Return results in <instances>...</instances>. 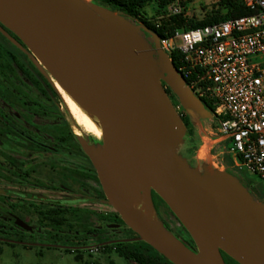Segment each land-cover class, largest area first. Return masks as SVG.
<instances>
[{"label": "water", "instance_id": "1", "mask_svg": "<svg viewBox=\"0 0 264 264\" xmlns=\"http://www.w3.org/2000/svg\"><path fill=\"white\" fill-rule=\"evenodd\" d=\"M0 24L53 84L102 122L103 148L84 141L82 147L108 203L140 241L172 264H226L224 255L238 264H264V205L229 173L197 170L177 152L187 128L165 85L192 124L213 116L158 37L146 28L156 37L155 49L148 48L117 13L84 0H0ZM147 185L145 215L130 200ZM153 191L196 252L154 220Z\"/></svg>", "mask_w": 264, "mask_h": 264}, {"label": "rangeland", "instance_id": "2", "mask_svg": "<svg viewBox=\"0 0 264 264\" xmlns=\"http://www.w3.org/2000/svg\"><path fill=\"white\" fill-rule=\"evenodd\" d=\"M84 1L91 3L89 0ZM220 2L221 0H180L179 7L182 10L181 14L184 18H187L188 20L202 21L213 11H217L221 8ZM170 6L171 5H169L165 10H161L158 8L156 3H151L146 6L144 11L150 21L159 23L162 20L169 18L167 15L169 14ZM117 16H120L124 20L126 27L130 29L136 36H138L148 48L150 47L153 50L155 49L156 37L150 34L140 21L131 20L120 14H117ZM9 39L10 41L6 42V49H8L11 54L17 58L18 63L24 66L26 70H37L40 72L44 80L53 84L52 78L48 72L39 67L31 52L24 45L18 43L10 36ZM154 57H156L155 54ZM11 63L12 61L9 56H4L2 58V65H5V67L10 66ZM5 71L8 72V69L5 68ZM12 80L14 82L16 81V84L19 86L18 89L17 87L14 89L15 95H18L17 97L12 96L14 99L7 100L8 103L4 102L5 100L0 101V107L4 106L5 113L10 114L17 120H20L21 123L22 121L24 122V127L21 125V131L24 128H28L27 130L31 132V138L33 139L34 131L42 130V133L46 137H51V139L55 141L60 138L64 130L67 129L76 139L80 138L84 142L90 139V143L91 145H94V148L98 150L103 148L102 139L98 140L93 136L81 131L79 134H75L73 130L75 124L71 120L68 109L60 95L58 98L54 97V100L51 104L45 103L42 101V99L45 98L42 91L38 90V88H35L30 83H27L26 81L24 82L25 79L20 76L18 77L15 72ZM17 80L20 82L17 83ZM165 89L177 114L181 117V119L183 120L184 116L188 117L185 110L174 98V93L171 91V89L167 85H165ZM189 110L195 112V110L192 108ZM216 122L218 123L217 120ZM185 127L187 128V132L182 143L178 146V154H183L186 150L191 148L192 150L196 151L200 145V138L198 134L194 131L190 132L186 125ZM31 144H33L32 141H27L20 137H15V139L12 137H7L6 135L3 137L2 127L0 126V149H3L10 154L12 153L20 161V163L23 164L24 161L31 158L30 155L33 156L32 152L28 151L35 147ZM44 149H39L37 151V155H35V159L38 162V176L54 179V171L49 170L46 166H44L45 164L40 163L44 161V157H40L39 153L44 151ZM68 149L72 151L70 148ZM69 150L66 151V154H70ZM185 159L188 161L187 158ZM66 161L69 162L71 160L68 158ZM68 172L69 177H67V186L70 190L77 187L79 193H81L82 196L97 195L99 187L94 181L90 180L89 177L85 176L83 179L76 178L74 174H71V169L69 168ZM227 173L239 181L245 189H249L254 192L257 196V201L264 205L263 180L249 175L245 170L236 168L230 170V172ZM61 177L62 178L59 179V182L63 181L64 174H62ZM253 198L256 199L254 196ZM104 208L107 207H104L102 204L100 207L98 204L74 206V210L68 214V224H65L64 228L58 227L51 229L53 232L52 235L54 238L56 237L55 240L58 241H61L58 239L59 237H64V241L67 240V242H71L69 244H73V242L76 243L85 238L91 240L92 238L98 237L101 238V242L104 240L108 241L114 239L116 241L130 240L132 243L137 242L138 240L129 231L125 224H121L119 220L114 222L109 220L102 213H97V209L103 212V210H105ZM161 213L164 220L170 224L169 226L171 231L173 232L175 229V232H179V235L187 239V236L182 230L179 222L163 204L161 205ZM153 218L154 220L160 222L155 205ZM36 220H38V217H36ZM37 225L38 224L36 222V226ZM42 237L43 236H35L31 241L29 239H25L31 244L28 246V248H23L22 246L13 243L14 240L18 238L15 234L10 233L9 230L0 232V264H135L133 261L120 257L115 252L108 250L90 253L89 249L73 248L74 250L71 249L72 251L69 252L67 251L70 250V246H68L69 244H67L64 249L59 248L57 250H50L47 248H42V246H49L50 244L49 240H46L44 237ZM95 241L97 242V239ZM91 244L97 243L93 242ZM78 256H81L82 260H78ZM225 262L226 264H235L231 260H226Z\"/></svg>", "mask_w": 264, "mask_h": 264}, {"label": "flooded vegetation", "instance_id": "3", "mask_svg": "<svg viewBox=\"0 0 264 264\" xmlns=\"http://www.w3.org/2000/svg\"><path fill=\"white\" fill-rule=\"evenodd\" d=\"M4 32L23 45L16 35L0 24V101L5 100L4 102H7L9 99L12 100L13 97H17L18 94L15 95L14 89L16 87L18 89L19 86L16 81L12 80L15 72L18 77L25 79L24 82L26 81L42 91L45 97L42 101L51 104L54 97H59L58 91L51 83L42 78L40 72L35 69L26 70L24 66L18 63L17 58L6 49V42L10 39ZM4 56H9L11 59L10 66L5 67V65H2ZM5 68L8 69V72L5 71ZM18 82L20 81L17 80ZM21 125L24 127L23 121L21 123L20 120L5 113L4 106L0 107V126L2 127L3 137L5 135L14 139L20 137L32 141L33 144L31 145L35 146L33 149L28 150L32 152L33 156L30 155L31 158L24 161L23 164L12 153L0 149V232L9 230L10 233L15 234L18 238L13 243L23 248H28L31 244L25 239L31 241L35 236H43L46 240H49L50 244L49 246H42V248L57 250L59 248L64 249L71 242L64 241V237L58 238L61 241L55 240L56 237L54 238L52 235L51 229L64 228V225L68 224L69 221L68 214L74 210V206L98 204L100 207L102 204L107 208H104L103 212L97 209V213H102L109 220L116 222L118 220L117 212L108 203L97 171L82 147L83 141L80 138L76 139L67 129L55 141L51 137H46L42 130H35L32 139L31 132L27 130L28 128L20 130ZM90 142V139L86 141L88 145L93 147L94 145H91ZM41 148L46 149L39 153L40 157H44V161L40 163L45 164L44 166L49 170L54 171V179L38 176V162L35 155ZM67 150L70 151V154H66ZM68 158L71 161L67 162ZM68 168L71 169V174H74L76 178L83 179L87 176L94 181L99 187L97 195L82 196L77 187L70 190L67 186ZM62 174H64V179L59 182ZM248 191L257 200L256 194L249 189ZM156 195L153 191L152 199L155 207L161 211L162 204ZM36 217H38V220H36ZM100 239V237L91 240L85 238L76 243L73 242V244L68 245L70 250L67 251L90 249L93 246L104 247L106 243L112 245L116 242L115 239L104 240L103 242ZM93 242L97 244H91Z\"/></svg>", "mask_w": 264, "mask_h": 264}, {"label": "built area", "instance_id": "4", "mask_svg": "<svg viewBox=\"0 0 264 264\" xmlns=\"http://www.w3.org/2000/svg\"><path fill=\"white\" fill-rule=\"evenodd\" d=\"M179 1L168 17L181 15ZM241 3L249 15L177 30L160 45L169 58L174 51L181 54L177 71L213 107L218 138L229 139L234 167L264 181V0ZM99 251L104 247L89 249Z\"/></svg>", "mask_w": 264, "mask_h": 264}, {"label": "trees", "instance_id": "5", "mask_svg": "<svg viewBox=\"0 0 264 264\" xmlns=\"http://www.w3.org/2000/svg\"><path fill=\"white\" fill-rule=\"evenodd\" d=\"M174 1L175 0H100L95 3L111 10L114 13L123 15L131 20L140 21L153 35L158 37L160 40L172 38L174 33L180 29H195L205 27L219 23L221 21H226L231 18H239L249 15V12L245 9L243 4L241 3V0H221V8L217 11H213L202 21L188 20L187 18H184L182 14L171 16L159 23L152 22L148 19L144 11L147 5L156 3L159 9L165 10ZM170 58L173 65L176 67V69H178L182 61L181 54L178 51H174L173 53H171ZM173 96L177 100L176 96ZM202 103L211 113L213 112L214 109L211 104L204 100H202ZM183 120L185 125L188 127V130L192 132L190 119L187 116H184ZM182 155L184 158H187L191 166L194 167L195 151L191 148L186 150ZM156 196L158 197L161 204H163L170 211V209L162 201V199L158 195ZM156 212L160 221L168 231H170L173 235L180 239L188 248L195 252L197 251L195 243L193 242L191 236L171 211V214L179 222L182 230L185 232L187 239L179 235V232H175V229L173 230V233L170 229V224H168L164 220L161 211L156 208ZM117 218L122 224H124L118 214ZM129 231L136 237V239L138 240L137 242L132 243L130 240H117L116 242L112 243V245H109L107 243L104 244V251L108 250L115 252L120 257L133 261L135 264H172L164 256L155 251L151 246L140 241L138 235L135 234L131 229H129ZM77 259L82 260V257L78 256ZM224 259L231 260L235 264H238L226 255H224Z\"/></svg>", "mask_w": 264, "mask_h": 264}, {"label": "crops", "instance_id": "6", "mask_svg": "<svg viewBox=\"0 0 264 264\" xmlns=\"http://www.w3.org/2000/svg\"><path fill=\"white\" fill-rule=\"evenodd\" d=\"M218 126L214 118L191 123L192 131L200 138V145L194 155V167L197 170L203 171L204 166L206 170L215 169L221 172L235 169L230 141L228 138H218Z\"/></svg>", "mask_w": 264, "mask_h": 264}, {"label": "bare ground", "instance_id": "7", "mask_svg": "<svg viewBox=\"0 0 264 264\" xmlns=\"http://www.w3.org/2000/svg\"><path fill=\"white\" fill-rule=\"evenodd\" d=\"M54 86L62 97L71 120L75 124L73 129L75 134H79L81 131L101 140L104 135L102 122L84 110L57 82H54ZM149 188H151L149 185L136 188L130 200L132 207L145 215H147L145 195Z\"/></svg>", "mask_w": 264, "mask_h": 264}]
</instances>
